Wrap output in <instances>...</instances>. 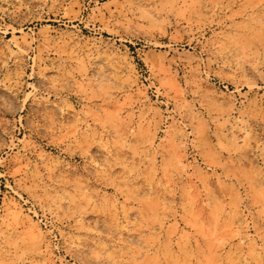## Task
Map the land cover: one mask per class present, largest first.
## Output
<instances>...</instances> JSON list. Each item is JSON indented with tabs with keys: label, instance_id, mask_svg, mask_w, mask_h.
I'll list each match as a JSON object with an SVG mask.
<instances>
[{
	"label": "rangeland",
	"instance_id": "rangeland-1",
	"mask_svg": "<svg viewBox=\"0 0 264 264\" xmlns=\"http://www.w3.org/2000/svg\"><path fill=\"white\" fill-rule=\"evenodd\" d=\"M0 264H264V0H0Z\"/></svg>",
	"mask_w": 264,
	"mask_h": 264
}]
</instances>
